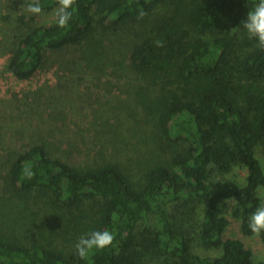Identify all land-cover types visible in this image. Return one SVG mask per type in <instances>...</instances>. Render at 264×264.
I'll use <instances>...</instances> for the list:
<instances>
[{
    "label": "trees",
    "instance_id": "trees-1",
    "mask_svg": "<svg viewBox=\"0 0 264 264\" xmlns=\"http://www.w3.org/2000/svg\"><path fill=\"white\" fill-rule=\"evenodd\" d=\"M257 2L75 0L67 29L53 19L15 35L7 69L26 80L47 52L83 43L98 54L95 35L136 20L140 10L164 5L172 12L124 58L140 79L137 100L159 155L133 181L117 162L75 166L42 144L19 152L7 171L11 191L44 198L72 238L67 246L28 238L0 220V264H264L243 240L225 236L224 215L251 236L248 219L263 203L264 49L241 24ZM39 3L48 11L58 6ZM26 164L32 179L22 178ZM235 168L245 170L243 181L226 177ZM95 230L112 232L113 243L82 260L74 246ZM260 239L264 246V233Z\"/></svg>",
    "mask_w": 264,
    "mask_h": 264
},
{
    "label": "rangeland",
    "instance_id": "rangeland-1",
    "mask_svg": "<svg viewBox=\"0 0 264 264\" xmlns=\"http://www.w3.org/2000/svg\"><path fill=\"white\" fill-rule=\"evenodd\" d=\"M30 0H0V220L28 238L56 239L68 245L72 231L66 220L50 214L44 198L19 197L10 189L7 171L15 156L42 144L53 156L75 166L117 162L136 181L160 151L151 139L137 90L140 79L124 61L132 44L151 35V28L170 8L159 5L106 35L98 51L83 43L45 54L33 76L15 78L2 68V52L10 54L15 35L39 24H49L54 10L40 15L25 11ZM94 41V39H93ZM264 169V151L257 148ZM245 170L235 168L226 177L243 181ZM264 203V192H261ZM225 236L243 240L256 259L264 258L260 237L243 236L240 223L228 210ZM150 264H158L157 262Z\"/></svg>",
    "mask_w": 264,
    "mask_h": 264
},
{
    "label": "clouds",
    "instance_id": "clouds-1",
    "mask_svg": "<svg viewBox=\"0 0 264 264\" xmlns=\"http://www.w3.org/2000/svg\"><path fill=\"white\" fill-rule=\"evenodd\" d=\"M75 0H57V7L54 11L55 23L59 28L67 29L75 9ZM25 11L32 15H40L43 11L39 0H30L25 6ZM146 15L143 10L138 13V19ZM242 30L247 33L249 39H255L258 46L264 49V0H258L251 10L247 12L244 20L241 21ZM241 29V28H240ZM158 47H163L162 41L156 42ZM35 172L31 164H26L22 169V178L32 179ZM248 228L255 237L264 233V203L258 206L248 219ZM114 240V234L108 230H95L81 235L75 244L76 255L86 260L96 250H103L109 247ZM264 259V258H262Z\"/></svg>",
    "mask_w": 264,
    "mask_h": 264
},
{
    "label": "crops",
    "instance_id": "crops-1",
    "mask_svg": "<svg viewBox=\"0 0 264 264\" xmlns=\"http://www.w3.org/2000/svg\"><path fill=\"white\" fill-rule=\"evenodd\" d=\"M9 52L6 51V52H2V57H1V65H2V68H6L7 67V60H8V57H9Z\"/></svg>",
    "mask_w": 264,
    "mask_h": 264
}]
</instances>
